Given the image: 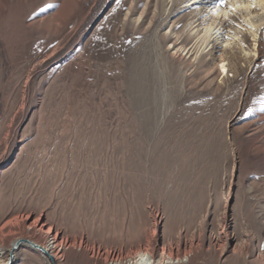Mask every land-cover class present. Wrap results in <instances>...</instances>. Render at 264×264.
I'll return each instance as SVG.
<instances>
[{
	"label": "rangeland",
	"instance_id": "374dc122",
	"mask_svg": "<svg viewBox=\"0 0 264 264\" xmlns=\"http://www.w3.org/2000/svg\"><path fill=\"white\" fill-rule=\"evenodd\" d=\"M190 1L0 0L1 259L45 222L58 264H264V24L256 51L238 13L200 48L228 0Z\"/></svg>",
	"mask_w": 264,
	"mask_h": 264
},
{
	"label": "bare ground",
	"instance_id": "6f19581e",
	"mask_svg": "<svg viewBox=\"0 0 264 264\" xmlns=\"http://www.w3.org/2000/svg\"><path fill=\"white\" fill-rule=\"evenodd\" d=\"M197 1L199 0H191L190 3L194 4ZM209 12L211 19L207 24L200 28L203 32L199 35L197 39V43L200 48L205 46L207 47L210 45L212 40L217 41L218 39H220L222 47H230L234 42H237V40L240 38V35L237 32L238 29H235V26H241V23L243 22L248 26V28H246L247 33L251 35L253 50H255V47L258 44L260 28L264 24V0H228V6L226 8H222L220 5L211 6ZM235 13L240 14L239 18L241 20V23L238 22L235 24L233 28V33L230 34L231 36L228 39L222 38L221 35L218 36V33L222 32L220 28L223 20L229 18L230 15H233ZM213 45L214 44H212L211 47H213ZM171 47L173 48L174 45H171ZM216 66H218V74L222 75H227L230 70H238L235 59L233 60L232 58H228L223 54L220 55V59ZM45 226L46 224L45 222H43L39 229H44L45 233L51 235L52 238L49 236L50 238L48 240L46 239L43 245L38 244L36 241L30 239L26 240L24 238H20L16 242H18V246L23 243H28L31 247L32 245L40 247L42 252H44V254H46V257L49 259V264H58V257H60L63 251L69 247V245L62 236L59 237L58 233L52 232L49 227L45 229ZM216 241L218 242V240ZM15 249H12V251H10L11 253H13V257L15 254ZM1 253L2 251L0 249V264L14 263L13 257L12 259H10V257L1 259ZM153 253V249L139 250V252L127 262V264H179L180 262H185L188 260L185 255L181 257H174L169 252L163 250L159 256H155ZM108 255V260L110 262L112 260L111 256L115 257V255H112L110 252H108Z\"/></svg>",
	"mask_w": 264,
	"mask_h": 264
},
{
	"label": "water",
	"instance_id": "95a60500",
	"mask_svg": "<svg viewBox=\"0 0 264 264\" xmlns=\"http://www.w3.org/2000/svg\"><path fill=\"white\" fill-rule=\"evenodd\" d=\"M32 245V244H31ZM18 247V242H16V243H14L13 245H12V249H15V248H17ZM32 247H34L35 249H38L40 252H42V250H41V248L40 247H36V246H33L32 245ZM12 249H11V251H12ZM11 253V252H10ZM43 253V252H42ZM12 257H13V253H11V255H10V259H12Z\"/></svg>",
	"mask_w": 264,
	"mask_h": 264
},
{
	"label": "snow or ice",
	"instance_id": "6c2138e0",
	"mask_svg": "<svg viewBox=\"0 0 264 264\" xmlns=\"http://www.w3.org/2000/svg\"><path fill=\"white\" fill-rule=\"evenodd\" d=\"M222 2H223V0H222Z\"/></svg>",
	"mask_w": 264,
	"mask_h": 264
}]
</instances>
